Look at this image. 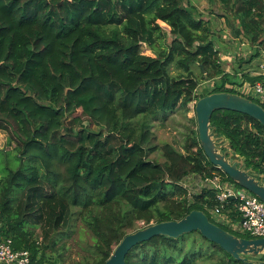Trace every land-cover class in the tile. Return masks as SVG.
Instances as JSON below:
<instances>
[{
	"label": "trees",
	"instance_id": "obj_1",
	"mask_svg": "<svg viewBox=\"0 0 264 264\" xmlns=\"http://www.w3.org/2000/svg\"><path fill=\"white\" fill-rule=\"evenodd\" d=\"M218 1L224 9L216 16L237 21L234 38L263 47L264 0ZM215 78L221 80L213 89L196 95ZM230 78L211 22L189 1L0 0V131L15 145L0 152V236L14 251H28L33 264H63L55 233L77 209L96 240L93 264H105L138 222L179 221L194 210L213 222L216 192L191 194L183 181L192 174L233 181L206 157L197 129L189 130L183 152L166 144L165 162L151 160L160 150L152 123L210 94H237L227 85L241 80ZM211 124L264 176L258 121L220 110ZM224 212L239 220L235 200ZM126 264L246 263L194 231L139 244Z\"/></svg>",
	"mask_w": 264,
	"mask_h": 264
},
{
	"label": "water",
	"instance_id": "obj_2",
	"mask_svg": "<svg viewBox=\"0 0 264 264\" xmlns=\"http://www.w3.org/2000/svg\"><path fill=\"white\" fill-rule=\"evenodd\" d=\"M197 132L206 157L223 171L235 184L247 189L264 202V176L255 174L237 157L224 138H220L211 124L216 111L228 110L245 114L264 127V108L253 100L236 93H213L195 103ZM234 200V198H232ZM199 231L203 237L221 247L236 261L246 264H264V261L249 260V256L264 254V238L246 239L238 237L210 221L203 212L194 210L179 221H167L150 225L128 234L115 247L105 264H126L129 252L139 244L149 242L159 236L178 239L181 236Z\"/></svg>",
	"mask_w": 264,
	"mask_h": 264
},
{
	"label": "rangeland",
	"instance_id": "obj_3",
	"mask_svg": "<svg viewBox=\"0 0 264 264\" xmlns=\"http://www.w3.org/2000/svg\"><path fill=\"white\" fill-rule=\"evenodd\" d=\"M207 1H208V5H210L208 8V12L206 11V14H203L201 12L205 20H209L210 18V15L208 14L209 12L212 14L222 13V12L220 13L219 11L217 12V9H216V7H218V4L220 5V1L218 0H207ZM215 3L217 4V6L215 5ZM221 5H220L221 11H223L224 8ZM221 20L223 21V18L221 17H218L217 20H215L217 24L216 30L219 32L222 30H226L233 37H235L233 33V27L235 28V26L237 25V21L231 18L230 20L231 24L225 25V23H223L224 21L221 22ZM160 24L165 29L166 25L163 23H160ZM169 38H171V36ZM222 40H221L222 44L228 47V49H226L227 51L229 49H232L231 47L234 45H232L231 41L229 40V37L226 38L225 40L223 38ZM240 40H241L240 44L243 41L246 43H249L246 39H244V37H241ZM240 50L233 52L232 55H230L229 53L226 54L224 53V51L220 53V59L222 60L228 57H232V58L235 57L234 60H232L230 63L225 64L223 67L226 71V74L231 77L230 80H233V78H240V76L235 75L236 73L238 74L237 69H233V68L235 66L238 67L239 64L241 67L247 64L252 54L254 53V51H252L248 47L240 46ZM142 52L143 54L153 56L152 52L149 51L145 46H143ZM243 56H245L246 58ZM194 72L198 79L202 78L201 70L198 67L194 69ZM232 72H235V74H231ZM240 73H241L240 74L241 76H246L242 72ZM172 74L173 75L177 74V71H175V69H172ZM212 84L213 83L208 84L207 81L202 82V84L197 89L196 95L199 96V95L205 94L209 90L213 89L214 86ZM244 94L245 93H242L241 95L246 96L247 98L249 97ZM249 98L255 101H258L256 98H253V97H249ZM194 107H195V104L194 102H192L188 105L187 111H184L182 108L177 109L174 113L170 114L165 120L159 119L152 123V133L154 135L153 145L159 146L160 150L156 152L155 154L151 155L150 157L151 160H154L160 163L165 162L163 151H161V149L166 144H171L177 150L183 152L182 148L184 147L185 138L189 130L192 131V130L197 129V122H196V115H195ZM10 137H11L10 133L6 131H0V152H8V151L12 152L15 145L14 144L10 146L8 145V141ZM74 212H76V216H74L66 226H64L57 233H55V239L58 241L57 249L59 251L61 260L64 262L63 264H93L97 256V254L95 253L96 240L93 237V235L89 232V230L85 227L80 217L77 216V209H74ZM209 216L214 223L220 225L214 219L213 216H211L210 214ZM143 227H144V224L142 222H138L136 224L135 229L140 230ZM229 231L232 232L234 235H237L240 237H246V235L243 234L242 232H235L233 230H229ZM38 234L40 235V231H38ZM113 249H115V246H113ZM250 259L255 262H260L263 260V256L262 255L251 256Z\"/></svg>",
	"mask_w": 264,
	"mask_h": 264
},
{
	"label": "built area",
	"instance_id": "obj_4",
	"mask_svg": "<svg viewBox=\"0 0 264 264\" xmlns=\"http://www.w3.org/2000/svg\"><path fill=\"white\" fill-rule=\"evenodd\" d=\"M254 76L262 79L256 81L253 85L241 80L240 85H227V87H232L237 94L239 93V95L245 93L244 95L256 98L259 101V105L262 106L264 105V62L258 65V70L254 72ZM240 78H243V76H240ZM216 80L217 79H212L207 83H213L212 85L214 86ZM195 103L196 101H194V104ZM225 149L231 150L229 146ZM240 159L242 160V158ZM203 184L206 188L212 189L216 192L219 205L210 210L209 213L220 225L235 232H242L251 237V239L264 238L263 201L247 189L237 186V184L227 180V177L220 174H215L213 177L203 179ZM232 198H234L238 204V221H233L229 217V212H224L225 206ZM0 263L33 264L31 255L28 251H14L13 241L11 239H4L1 236Z\"/></svg>",
	"mask_w": 264,
	"mask_h": 264
},
{
	"label": "crops",
	"instance_id": "obj_5",
	"mask_svg": "<svg viewBox=\"0 0 264 264\" xmlns=\"http://www.w3.org/2000/svg\"><path fill=\"white\" fill-rule=\"evenodd\" d=\"M186 1H189V3L194 5L198 9V11L200 13L202 12L203 14H206V11L208 12V8H209L210 5H208V1L207 0H186ZM215 5L217 6L216 3H215ZM220 5H221V3H220ZM220 5L218 4V7H216V9H217V12L219 11L221 13L222 11H221ZM212 8H214V7H212ZM208 14L210 15V18H209L208 21L211 22L212 28H213V31H214V40H215V43H216V48L219 50L220 53H222V51H224V53H226V54L229 53L230 55H232L233 52H235L237 50H240V46L248 47L249 49L254 51V53L252 55H254L256 51L259 52V53L256 52L258 55L256 54V57H254V59H252V60L250 59L247 64L243 65L242 67L239 64L238 67L235 66L233 68V69H237L238 74L237 73L235 74V72H232L231 74H235V75L241 76L240 72H242L244 75H246V76H243V78H233V79L235 81L243 80V81L249 82V83H250V81L248 79H254L255 82L258 81V80H261L262 78H257V77L254 76V72L256 70H258V65L260 63L264 62V46L263 47L255 46V45H251L250 43H246L244 41L240 44V42H241L240 39L234 38L228 31H226V30H222L220 32L217 31L216 30L217 29V24H216L215 20H217L218 17L216 16V14H212L210 12ZM223 21L221 20V22L225 23V25H226V20L223 19ZM228 37H229V40L231 41L232 45H234V46L231 47L232 49H229L231 51H229V50L227 51L226 49H228V47H226L221 42V40L223 38L225 40ZM222 46H224V47H222ZM226 57H228V56H226ZM243 57H245V56H243ZM234 58L228 57V58H224L223 60L221 59L223 67H224L225 64L230 63L232 60H234ZM246 77H248V78H246ZM215 79H217L216 82L221 80V78H215ZM254 83H250V84L253 85ZM183 184L189 190V192L191 194H199L203 189H207L204 186V184H203V178L200 177L199 175H196V174H192V175L188 176L187 178H185L184 181H183ZM0 264H3V263H0Z\"/></svg>",
	"mask_w": 264,
	"mask_h": 264
}]
</instances>
